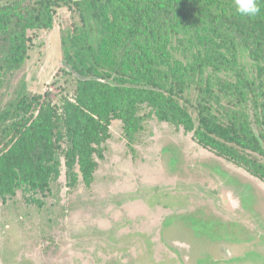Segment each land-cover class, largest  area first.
<instances>
[{"label": "trees", "instance_id": "1", "mask_svg": "<svg viewBox=\"0 0 264 264\" xmlns=\"http://www.w3.org/2000/svg\"><path fill=\"white\" fill-rule=\"evenodd\" d=\"M257 3L254 17L237 14L233 0L0 4V82L23 66L29 31L51 29L60 7L74 19L60 30L73 96L55 103L49 91L19 85L0 106V195L47 194L62 165L69 186L79 176L89 184L112 120L128 143L149 119L182 127L264 183V0Z\"/></svg>", "mask_w": 264, "mask_h": 264}, {"label": "rangeland", "instance_id": "2", "mask_svg": "<svg viewBox=\"0 0 264 264\" xmlns=\"http://www.w3.org/2000/svg\"><path fill=\"white\" fill-rule=\"evenodd\" d=\"M73 21L60 7L51 29L29 31L23 66L1 78L0 106L19 85L55 103L73 96L60 48ZM243 64L251 73L252 60ZM109 132L89 184L69 186L62 165L47 194L0 195V264H264L261 180L182 127L149 119L130 143L121 121Z\"/></svg>", "mask_w": 264, "mask_h": 264}, {"label": "clouds", "instance_id": "3", "mask_svg": "<svg viewBox=\"0 0 264 264\" xmlns=\"http://www.w3.org/2000/svg\"><path fill=\"white\" fill-rule=\"evenodd\" d=\"M235 11L243 17H254L260 12L257 0H233Z\"/></svg>", "mask_w": 264, "mask_h": 264}, {"label": "flooded vegetation", "instance_id": "4", "mask_svg": "<svg viewBox=\"0 0 264 264\" xmlns=\"http://www.w3.org/2000/svg\"><path fill=\"white\" fill-rule=\"evenodd\" d=\"M168 238H170V237H168ZM188 247V246H187Z\"/></svg>", "mask_w": 264, "mask_h": 264}]
</instances>
